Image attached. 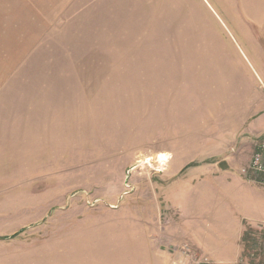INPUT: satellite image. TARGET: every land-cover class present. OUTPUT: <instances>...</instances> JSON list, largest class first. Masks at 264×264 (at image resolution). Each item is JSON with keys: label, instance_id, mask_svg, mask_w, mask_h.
I'll list each match as a JSON object with an SVG mask.
<instances>
[{"label": "rangeland", "instance_id": "obj_1", "mask_svg": "<svg viewBox=\"0 0 264 264\" xmlns=\"http://www.w3.org/2000/svg\"><path fill=\"white\" fill-rule=\"evenodd\" d=\"M263 113L264 0H0V264H217L181 195L250 181Z\"/></svg>", "mask_w": 264, "mask_h": 264}, {"label": "crops", "instance_id": "obj_2", "mask_svg": "<svg viewBox=\"0 0 264 264\" xmlns=\"http://www.w3.org/2000/svg\"><path fill=\"white\" fill-rule=\"evenodd\" d=\"M259 118L256 126L261 125L264 131V113ZM220 167L206 168L203 179L181 197L186 201L198 199L196 203H203L194 204L195 207H199L198 213L215 212L217 221L214 226H217V229H213V234L202 233L201 244L210 259L217 264L219 262L233 264L241 254L243 221L257 223L264 220V204L260 199L264 189L260 184L257 186L256 183L232 177L227 173V167ZM234 179L235 181L231 182ZM183 200L180 202L186 203ZM209 203L212 205H208Z\"/></svg>", "mask_w": 264, "mask_h": 264}, {"label": "built area", "instance_id": "obj_3", "mask_svg": "<svg viewBox=\"0 0 264 264\" xmlns=\"http://www.w3.org/2000/svg\"><path fill=\"white\" fill-rule=\"evenodd\" d=\"M241 172L246 179L264 185V136L257 140L251 161Z\"/></svg>", "mask_w": 264, "mask_h": 264}, {"label": "bare ground", "instance_id": "obj_4", "mask_svg": "<svg viewBox=\"0 0 264 264\" xmlns=\"http://www.w3.org/2000/svg\"><path fill=\"white\" fill-rule=\"evenodd\" d=\"M169 158H170V156L167 153H158L155 156V161L158 163L159 167H162L168 161ZM149 160H150V158L148 159V161ZM150 164H151V162H150Z\"/></svg>", "mask_w": 264, "mask_h": 264}]
</instances>
